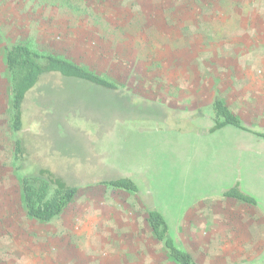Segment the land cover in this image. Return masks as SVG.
I'll use <instances>...</instances> for the list:
<instances>
[{
	"label": "rangeland",
	"instance_id": "374dc122",
	"mask_svg": "<svg viewBox=\"0 0 264 264\" xmlns=\"http://www.w3.org/2000/svg\"><path fill=\"white\" fill-rule=\"evenodd\" d=\"M17 44L117 89L42 74L15 132L4 55ZM249 87L262 102L264 0H0V264H176L148 208L196 264H264V139L205 132L213 100ZM253 122L264 133V114ZM233 167L257 205L216 191L235 186L222 180ZM38 169L77 189L47 223L20 200L19 178ZM121 177L138 193L107 184Z\"/></svg>",
	"mask_w": 264,
	"mask_h": 264
},
{
	"label": "trees",
	"instance_id": "16d2710c",
	"mask_svg": "<svg viewBox=\"0 0 264 264\" xmlns=\"http://www.w3.org/2000/svg\"><path fill=\"white\" fill-rule=\"evenodd\" d=\"M4 63L10 76L11 85V120L12 129L18 132L22 129L21 107L27 92L33 88L42 74L55 72L64 77L82 79L105 88L117 89L113 83L97 76L75 62L50 54L39 53L27 45L17 44L7 49ZM212 126L206 129L212 134L225 126H233L245 130L240 119L234 115L224 100L216 97L211 104ZM264 139V133H255ZM24 155L21 140L14 143V162L17 171L24 170ZM20 200L26 216L39 223L50 222L61 215L74 201L77 195L75 187H68L45 169L22 176L18 180ZM107 184L131 193H138L135 183L127 177L111 180ZM222 196L235 199L248 205H257L256 200L242 192L238 184L222 192ZM147 223L154 239L163 245L167 257L176 264H196L193 257L178 248L169 235L168 224L163 215L154 208L147 209Z\"/></svg>",
	"mask_w": 264,
	"mask_h": 264
},
{
	"label": "crops",
	"instance_id": "0c3cea01",
	"mask_svg": "<svg viewBox=\"0 0 264 264\" xmlns=\"http://www.w3.org/2000/svg\"><path fill=\"white\" fill-rule=\"evenodd\" d=\"M231 91L232 92L230 93L231 95L230 97L223 98L224 102L227 105L228 109L240 119L241 125L243 126V128H245V130L228 125L220 129L218 132H229L230 131V132L235 133L236 135H239V137H242L241 134H243L244 137H251L252 135H255V133H257L251 129V126L256 125L253 121H255V118L258 117L259 115L264 114V107H262L261 109H258L259 104L264 105V99L261 100L262 102H259V99L257 98L258 89L253 88V87L236 88V89H232ZM236 139L240 140L242 138L235 137V141L238 142V140ZM234 169H235L234 167L231 168L230 170L224 169V171H230L228 174L229 177L227 176V179L226 178L222 179L224 183L230 182V184H234V185L237 183V179L232 171ZM226 189H227V186L224 184L222 188L219 187L218 189H216V191L222 192V191H225ZM212 191H215V190H212ZM232 200L236 201L235 199H232ZM223 217L227 218L228 215L225 214ZM225 233H228L229 238H236L233 234L234 233L233 231H226ZM141 244L142 243H138L137 247L141 246ZM137 249H139V247Z\"/></svg>",
	"mask_w": 264,
	"mask_h": 264
}]
</instances>
